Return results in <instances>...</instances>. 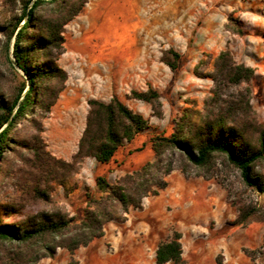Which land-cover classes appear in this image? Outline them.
Wrapping results in <instances>:
<instances>
[{
    "label": "rangeland",
    "instance_id": "obj_1",
    "mask_svg": "<svg viewBox=\"0 0 264 264\" xmlns=\"http://www.w3.org/2000/svg\"><path fill=\"white\" fill-rule=\"evenodd\" d=\"M17 4L0 0V93L6 99L15 97L23 82L11 54L13 37L6 44L3 29L19 15ZM238 27L242 35L233 33ZM62 36L57 65L68 79L49 112L35 110L17 125L16 142L0 163V206L21 208L23 215L59 209L79 219L87 195L99 194L97 177L115 183L153 162V138L168 137L186 112L203 115L211 97L236 100L248 87L251 108L264 128V0H88ZM168 49L180 55L175 71L161 60ZM226 50L235 63L254 69L248 84L224 82L216 59ZM149 87L159 93L160 117L150 104L130 97L131 91ZM112 96L141 114L149 128L124 142L108 165L86 159L63 185L51 184L49 202L35 199L29 193V147L39 139L52 157L69 162L84 129L87 100L108 102ZM160 165L171 171L157 196L143 198L124 221L107 223L103 237L87 247L72 254L57 249L36 264H156L158 244L173 233L181 236L185 264H264V194L244 186L239 172L220 158L201 169L179 151L167 150ZM245 212L250 221L237 225Z\"/></svg>",
    "mask_w": 264,
    "mask_h": 264
},
{
    "label": "trees",
    "instance_id": "obj_2",
    "mask_svg": "<svg viewBox=\"0 0 264 264\" xmlns=\"http://www.w3.org/2000/svg\"><path fill=\"white\" fill-rule=\"evenodd\" d=\"M15 1L18 2L15 10L20 13L3 29L6 44L13 37L11 54L23 82L12 99H6L0 93V163L5 150L16 142L13 136L17 133V125L32 116L35 110L49 112L63 91L68 75L57 65L63 52V28L88 2ZM49 4L53 5L49 7ZM22 19L24 22L18 26ZM233 33L242 35V28L238 27ZM7 48L5 45L6 51ZM179 59L180 55L172 49L162 53L161 60L171 71L177 69ZM216 62L228 84H248L254 76L253 68L235 63L227 50L217 56ZM249 94L245 87L236 100L219 101L211 97L203 115L184 113L168 137L153 138V162L125 174L115 183L104 177L95 179L99 194L87 195L79 219L69 217L59 209L23 215L21 208L0 206V264H36L43 258H52L57 249L72 254L103 237L107 223L124 221L130 208L139 209L143 198L157 196L166 188L165 177L171 167H162L160 159L167 150L179 151L188 164L201 169L220 158L224 165L239 172L244 186L264 194V128L256 120ZM130 97L150 104L154 116H161L157 91L149 87L144 92L131 91ZM86 103L84 129L69 162L52 157L39 139L29 147L28 170L33 172L29 193L38 201L49 202V186L63 185L85 158L108 164L124 142H131L149 128L141 114L115 96L108 102L88 99ZM152 170H156V175L151 173ZM10 215L18 220L4 221L3 216ZM249 221L250 215L245 212L239 215L236 224L243 226ZM180 238L179 233H173L171 238L158 244L156 264H185Z\"/></svg>",
    "mask_w": 264,
    "mask_h": 264
},
{
    "label": "crops",
    "instance_id": "obj_3",
    "mask_svg": "<svg viewBox=\"0 0 264 264\" xmlns=\"http://www.w3.org/2000/svg\"><path fill=\"white\" fill-rule=\"evenodd\" d=\"M119 149H120V148H119ZM118 151H119V150H118ZM118 151H117V152H118ZM114 157H115V156H114ZM86 159H90V158H85V159L82 161V163H83L84 161H88V160H86ZM113 159H114V158H113ZM91 160H92L93 162L97 163V162L94 161L93 159H91ZM89 161H90V160H89ZM108 164H109V163H108ZM108 164H101V165H105V166H106V165H108ZM225 264H228L227 261L225 262Z\"/></svg>",
    "mask_w": 264,
    "mask_h": 264
},
{
    "label": "water",
    "instance_id": "obj_4",
    "mask_svg": "<svg viewBox=\"0 0 264 264\" xmlns=\"http://www.w3.org/2000/svg\"><path fill=\"white\" fill-rule=\"evenodd\" d=\"M15 67H16V65H15Z\"/></svg>",
    "mask_w": 264,
    "mask_h": 264
}]
</instances>
